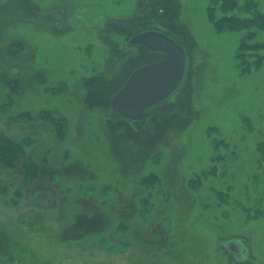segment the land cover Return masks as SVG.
I'll return each instance as SVG.
<instances>
[{"label": "rangeland", "instance_id": "374dc122", "mask_svg": "<svg viewBox=\"0 0 264 264\" xmlns=\"http://www.w3.org/2000/svg\"><path fill=\"white\" fill-rule=\"evenodd\" d=\"M211 4L0 0V134L30 141L0 166V264H264V57H238L250 30L264 53V28H219ZM150 29L187 71L173 110L134 121L111 102L164 57L130 42Z\"/></svg>", "mask_w": 264, "mask_h": 264}, {"label": "water", "instance_id": "95a60500", "mask_svg": "<svg viewBox=\"0 0 264 264\" xmlns=\"http://www.w3.org/2000/svg\"><path fill=\"white\" fill-rule=\"evenodd\" d=\"M130 42L164 54L163 58L136 68L112 99L111 105L116 112L127 119L140 121L149 117L148 109L165 102L180 87L186 75L188 55L182 44L157 29L137 33ZM175 107L176 103L170 102L159 109L167 113ZM34 198L44 202L48 200L49 193L39 191ZM222 244L236 261L249 259V248L242 238L223 240Z\"/></svg>", "mask_w": 264, "mask_h": 264}, {"label": "trees", "instance_id": "16d2710c", "mask_svg": "<svg viewBox=\"0 0 264 264\" xmlns=\"http://www.w3.org/2000/svg\"><path fill=\"white\" fill-rule=\"evenodd\" d=\"M211 8L213 4L220 5L222 8L221 15L212 16L218 23L219 28L226 29H240V28H250L255 27L258 29L264 28V14L257 9L251 1H247L244 5H239L237 0H211ZM245 11L248 16H240L238 14L232 13L234 9ZM244 12V13H245ZM255 30H250L243 36L238 57L243 58L244 62L249 65L257 66L260 64L257 58L262 59L264 53H262L261 48H263V43L261 42H250L247 38H250ZM264 52V51H263ZM251 55H255L256 59L252 61ZM249 68V66H247ZM44 116L51 117L52 114L49 112H44ZM54 118V117H52ZM30 143L27 141H19L8 136L6 134H0V166H6L7 168L15 167L22 159V156L27 154L26 146Z\"/></svg>", "mask_w": 264, "mask_h": 264}, {"label": "flooded vegetation", "instance_id": "af4514ba", "mask_svg": "<svg viewBox=\"0 0 264 264\" xmlns=\"http://www.w3.org/2000/svg\"><path fill=\"white\" fill-rule=\"evenodd\" d=\"M166 103H170V102L166 100L165 102H163V103H161V104H157V105L151 107L150 109L154 108V109H156L157 111L163 112V111H161L159 108H160L161 105L166 104ZM174 103H175V102H174ZM150 109H148V110H150Z\"/></svg>", "mask_w": 264, "mask_h": 264}]
</instances>
